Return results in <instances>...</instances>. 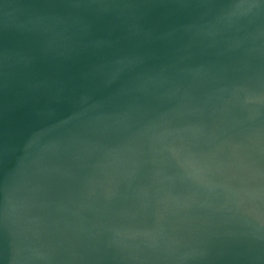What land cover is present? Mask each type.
Instances as JSON below:
<instances>
[{
  "label": "water",
  "instance_id": "obj_1",
  "mask_svg": "<svg viewBox=\"0 0 264 264\" xmlns=\"http://www.w3.org/2000/svg\"><path fill=\"white\" fill-rule=\"evenodd\" d=\"M0 264H264V0H0Z\"/></svg>",
  "mask_w": 264,
  "mask_h": 264
}]
</instances>
